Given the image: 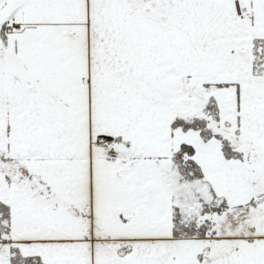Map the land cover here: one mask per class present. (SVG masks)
Masks as SVG:
<instances>
[{
    "label": "snow or ice",
    "instance_id": "snow-or-ice-1",
    "mask_svg": "<svg viewBox=\"0 0 264 264\" xmlns=\"http://www.w3.org/2000/svg\"><path fill=\"white\" fill-rule=\"evenodd\" d=\"M0 264H264V0H0Z\"/></svg>",
    "mask_w": 264,
    "mask_h": 264
}]
</instances>
